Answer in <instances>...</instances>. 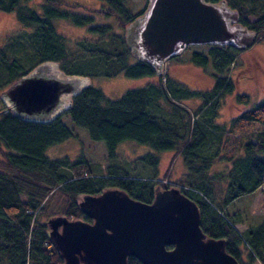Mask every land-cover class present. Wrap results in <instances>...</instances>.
Wrapping results in <instances>:
<instances>
[{
  "label": "trees",
  "instance_id": "obj_1",
  "mask_svg": "<svg viewBox=\"0 0 264 264\" xmlns=\"http://www.w3.org/2000/svg\"><path fill=\"white\" fill-rule=\"evenodd\" d=\"M98 1L92 15H83L63 9L69 7L63 0H42L38 9L29 5L32 0H0V12L14 13L18 25L0 47V91L45 62L56 63L66 76L148 77L143 87L128 89L118 99L107 98L90 84L46 123L0 111V264H62L48 236V220L61 216L90 222L78 208L83 196L117 188L149 204L155 187L163 185L119 171L118 164L103 172L83 157L75 161L46 157L48 148L74 136L64 117L74 127L85 129L90 141L103 142L110 160L116 158V148L123 142L148 147L151 153L132 163L150 170L151 177L157 173V154L173 152L181 159L183 177L165 185L177 188L196 204L202 232L208 238L223 239L226 252L238 264H243L239 246L246 251L247 264H264V221L238 234L233 226L239 214L227 208L264 185V97L234 117L227 128L215 122L218 100L232 92L225 77L238 51L228 46L193 51L189 63L210 67L214 85L209 92L191 90L168 72L157 76L147 64L134 60L125 45L124 28L143 12L147 0L136 11L132 0ZM224 1L237 11L239 23L256 32V40L264 41V0ZM95 17L113 18L120 31L109 24H94ZM57 20L87 27V34L71 41L56 27ZM193 98L202 103L191 114L180 101ZM236 100L248 103L245 94H236ZM234 140L235 145L228 146ZM226 149H230L227 156ZM220 161L227 170L214 176L212 166ZM218 178L226 183L221 204L212 196V183ZM41 216L46 220L41 221ZM127 264L141 263L128 257Z\"/></svg>",
  "mask_w": 264,
  "mask_h": 264
},
{
  "label": "water",
  "instance_id": "obj_2",
  "mask_svg": "<svg viewBox=\"0 0 264 264\" xmlns=\"http://www.w3.org/2000/svg\"><path fill=\"white\" fill-rule=\"evenodd\" d=\"M123 33L132 58L157 76L188 47L242 51L257 39L224 0H147ZM80 90L64 88L72 96ZM78 208L90 222L61 216L47 222L62 264H127L128 257L141 264H238L226 252L223 239L202 232L196 204L177 188L155 187L149 204L107 188L96 196H83Z\"/></svg>",
  "mask_w": 264,
  "mask_h": 264
},
{
  "label": "rangeland",
  "instance_id": "obj_3",
  "mask_svg": "<svg viewBox=\"0 0 264 264\" xmlns=\"http://www.w3.org/2000/svg\"><path fill=\"white\" fill-rule=\"evenodd\" d=\"M41 1L42 0H32L29 5L34 9H38L37 6ZM132 1L134 8L133 11L139 10L142 7L143 0ZM63 2L67 3L69 6H63V9L83 15H92V10L98 9L99 7L98 0H63ZM94 24H109L113 28L115 27L114 29L116 31H120L113 18L105 19L102 17H95ZM55 25L67 37H69L71 41L80 39L87 34V27L73 26L72 24L61 20L55 21ZM17 26L14 13L0 12V47L5 41L6 35L14 31ZM204 48V46L189 47L179 57L171 59L167 71L168 74L191 90L209 92L214 85L212 69L210 67L201 69L188 61L193 51L202 50ZM50 70H54V72ZM59 75H61V77ZM35 76H39L45 80L51 79L58 82L56 105L54 107L51 106L41 109V111L21 110L17 105L20 101V99L17 98V95L21 94L19 93L21 86L23 85L22 87L24 91L26 86H28V83L33 82L32 80ZM225 78L230 81L229 83L232 85V92L231 94L222 96L218 100L219 104L216 109L217 115L215 117V122L227 128L229 122L234 117L238 116L243 111L252 109L264 97V41L256 40L251 47L238 51L236 53L235 61L232 63ZM147 80L148 77L129 79L123 76H117L114 78L96 77L89 79L83 76H63L58 70L56 63L45 62L36 67L35 70L30 72L20 81L10 84L0 91V111L10 110L22 119L46 123L70 106L72 94L69 91H64V88H67V86H71L73 90H77L91 84L93 87L102 90L107 98L118 99L128 89L143 87L145 83H147ZM59 86L61 87V90ZM32 87H34V85H32ZM27 91L28 92H25V94L30 98L31 103L32 100H34V94L37 95V92L34 91V93L30 90ZM236 94L247 95L248 103H238L236 100ZM31 95H33V97ZM180 102L182 106L186 107L187 110H190L191 114L193 110H197L199 104L202 103L194 98L184 99ZM44 110L51 111L47 112ZM38 112H43V114L46 112V114L45 116H38ZM42 116L45 118H42ZM63 120L69 128L72 129L74 136L61 144L48 148L45 156L49 159L54 160L67 157L69 160L75 161L78 158L83 157L93 168L101 167L103 172H106V167L118 164V166L116 165L115 167L118 168L119 171H125L130 176L147 177L152 183L159 181L158 183L162 182L163 185L166 183L171 185L176 184L183 177L182 173L184 169L181 159L176 157L173 152L157 154V157L159 158L157 173L151 177L152 172L150 170H140V166L137 162L132 163L134 159L142 157L146 153H151V150L148 147L138 145L132 141L123 142L116 148V158L110 160L107 157L103 142L90 141L85 129L74 127L67 117H64ZM257 128L258 127H254V130H257ZM232 139L233 138H231V140ZM235 143V140L231 141L228 146L235 145ZM229 151L230 149H226V156ZM212 167V174L217 176L218 174H224L228 166L225 165L224 161H220L219 163H215ZM212 184L213 199L217 204H221L222 194L226 183L224 180L218 178ZM156 187L162 188L161 186ZM227 208L229 211H236L239 214V221L233 226L238 234L246 230L247 227L264 221V185L253 194L242 196L234 200ZM39 219L43 221L46 220V217L41 216ZM239 250L243 264H247L249 260L246 257V251L243 250L241 246H239ZM253 264L258 263L254 262Z\"/></svg>",
  "mask_w": 264,
  "mask_h": 264
},
{
  "label": "flooded vegetation",
  "instance_id": "obj_4",
  "mask_svg": "<svg viewBox=\"0 0 264 264\" xmlns=\"http://www.w3.org/2000/svg\"><path fill=\"white\" fill-rule=\"evenodd\" d=\"M32 81L33 82L30 83L27 82L28 86H26L24 91L22 87L23 85L21 86V90L19 91L21 94L18 93L19 95H17V98L20 99L17 104L18 107L21 108V110H41L42 108L55 105L58 91V82L51 79L45 80L41 77L34 78ZM32 85H34V87H32ZM27 90L37 92V95L34 94V100H32L31 103L30 98L25 94V92H28ZM31 96L33 97V95Z\"/></svg>",
  "mask_w": 264,
  "mask_h": 264
},
{
  "label": "crops",
  "instance_id": "obj_5",
  "mask_svg": "<svg viewBox=\"0 0 264 264\" xmlns=\"http://www.w3.org/2000/svg\"><path fill=\"white\" fill-rule=\"evenodd\" d=\"M37 77H39V76H37ZM37 77L35 76L34 78H37ZM43 79H44V78H43ZM56 99H57V98H56ZM55 105H56V103H55ZM55 105H53V107H54ZM53 107H52V108H53ZM45 108H46V107H45ZM42 109H44V108H42ZM39 111H41V110H39ZM44 111L49 112V111H51V110H44ZM45 114H46V112H45L44 114H43V112H42V113H40V112L37 113L38 116H39V115H44V116H45ZM34 117H35V116H34ZM42 118H45V117L42 116ZM52 119H53V118H52ZM52 119H51V120H52ZM25 120H29V119H25ZM29 121H31V120H29ZM32 121H34V120H32Z\"/></svg>",
  "mask_w": 264,
  "mask_h": 264
},
{
  "label": "bare ground",
  "instance_id": "obj_6",
  "mask_svg": "<svg viewBox=\"0 0 264 264\" xmlns=\"http://www.w3.org/2000/svg\"><path fill=\"white\" fill-rule=\"evenodd\" d=\"M48 70H49V69H48ZM54 70H55V69H54ZM54 70H50V71H53V72H54ZM57 76H58V74H57ZM59 76L61 77V75H59ZM60 77H59V78H60ZM68 80H70V79H68Z\"/></svg>",
  "mask_w": 264,
  "mask_h": 264
}]
</instances>
